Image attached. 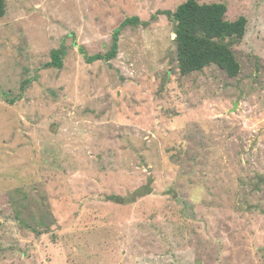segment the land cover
<instances>
[{
  "label": "rangeland",
  "instance_id": "1",
  "mask_svg": "<svg viewBox=\"0 0 264 264\" xmlns=\"http://www.w3.org/2000/svg\"><path fill=\"white\" fill-rule=\"evenodd\" d=\"M185 1L5 0L0 264H264V0H197L246 19L234 77L179 73Z\"/></svg>",
  "mask_w": 264,
  "mask_h": 264
},
{
  "label": "trees",
  "instance_id": "2",
  "mask_svg": "<svg viewBox=\"0 0 264 264\" xmlns=\"http://www.w3.org/2000/svg\"><path fill=\"white\" fill-rule=\"evenodd\" d=\"M5 12V0H0V18ZM226 7L221 3L199 4L197 0H186L173 12L164 14L173 21L176 46L177 69L181 75L198 72L214 65L227 76L239 73V64L230 50V44L243 38L246 19L238 17L234 21L225 20ZM138 18L125 19L112 34L111 48L105 54L88 57V62L108 61L117 53L118 35L128 25H138ZM143 25H145L143 23ZM63 48L50 53L47 66L60 68L64 56Z\"/></svg>",
  "mask_w": 264,
  "mask_h": 264
}]
</instances>
